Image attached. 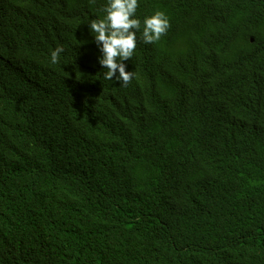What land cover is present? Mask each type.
I'll return each mask as SVG.
<instances>
[{"label":"trees","instance_id":"16d2710c","mask_svg":"<svg viewBox=\"0 0 264 264\" xmlns=\"http://www.w3.org/2000/svg\"><path fill=\"white\" fill-rule=\"evenodd\" d=\"M138 4L124 87L107 0H0V264H264V0Z\"/></svg>","mask_w":264,"mask_h":264},{"label":"clouds","instance_id":"9594fccd","mask_svg":"<svg viewBox=\"0 0 264 264\" xmlns=\"http://www.w3.org/2000/svg\"><path fill=\"white\" fill-rule=\"evenodd\" d=\"M138 7V0H107V5L102 9L105 13L103 18L90 23V32L95 33V43L102 53L99 63L107 69L104 79L112 80L115 77L124 87L135 76L133 71H126L123 61L131 60L137 47L136 32L141 29V21L133 17ZM170 27L169 18L163 11L158 10L146 17L142 29L144 43L158 42ZM62 52L63 46H57L51 52V63H58Z\"/></svg>","mask_w":264,"mask_h":264}]
</instances>
